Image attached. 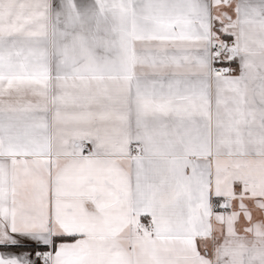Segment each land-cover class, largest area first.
Listing matches in <instances>:
<instances>
[{"label": "snow or ice", "instance_id": "6c2138e0", "mask_svg": "<svg viewBox=\"0 0 264 264\" xmlns=\"http://www.w3.org/2000/svg\"><path fill=\"white\" fill-rule=\"evenodd\" d=\"M0 264H264V0H0Z\"/></svg>", "mask_w": 264, "mask_h": 264}]
</instances>
